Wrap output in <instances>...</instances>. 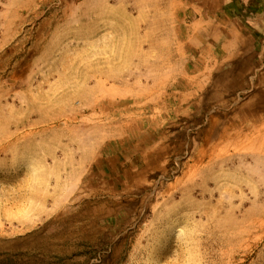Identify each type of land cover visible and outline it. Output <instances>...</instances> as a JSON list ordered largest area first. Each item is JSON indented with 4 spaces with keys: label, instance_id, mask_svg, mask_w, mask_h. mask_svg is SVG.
<instances>
[{
    "label": "rangeland",
    "instance_id": "obj_1",
    "mask_svg": "<svg viewBox=\"0 0 264 264\" xmlns=\"http://www.w3.org/2000/svg\"><path fill=\"white\" fill-rule=\"evenodd\" d=\"M238 26L264 0H0V264H264V123L199 46Z\"/></svg>",
    "mask_w": 264,
    "mask_h": 264
},
{
    "label": "crops",
    "instance_id": "obj_2",
    "mask_svg": "<svg viewBox=\"0 0 264 264\" xmlns=\"http://www.w3.org/2000/svg\"><path fill=\"white\" fill-rule=\"evenodd\" d=\"M234 33L231 34V39L222 42L215 50L211 44L200 39V51L203 47L206 53L215 51L218 59L215 60L216 63L220 62L223 66V72L216 76L217 87H220V80H223L224 84L228 81L227 79L224 81L223 74L230 72L233 82L239 81V88H248L246 104L251 105L253 113L256 112V115L253 114L254 120L259 119L264 123V39L259 33L246 27L238 26ZM201 53H204L203 50ZM228 64L232 67L224 69Z\"/></svg>",
    "mask_w": 264,
    "mask_h": 264
}]
</instances>
